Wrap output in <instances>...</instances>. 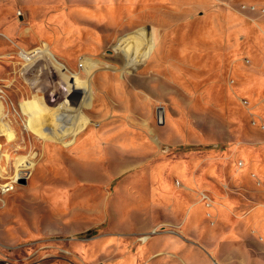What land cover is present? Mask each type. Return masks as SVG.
<instances>
[{"label": "rangeland", "instance_id": "obj_1", "mask_svg": "<svg viewBox=\"0 0 264 264\" xmlns=\"http://www.w3.org/2000/svg\"><path fill=\"white\" fill-rule=\"evenodd\" d=\"M8 183L0 264H264V0H0Z\"/></svg>", "mask_w": 264, "mask_h": 264}, {"label": "bare ground", "instance_id": "obj_2", "mask_svg": "<svg viewBox=\"0 0 264 264\" xmlns=\"http://www.w3.org/2000/svg\"><path fill=\"white\" fill-rule=\"evenodd\" d=\"M53 53L49 50V48L46 45H43V46H39V47H36V48L32 49L30 52H28V51H22L20 54H21L22 58H24L27 61L32 60L35 56H40V57H42V56L43 57L50 56V58H52L55 62L59 63L65 70H68L67 69V66H65L64 64H62V63H60V62L57 61V59L55 58V56L53 55ZM77 102H79V101H77ZM158 115L159 116H162V113L159 112ZM68 116L70 118V115L68 113L67 114H64L61 117V120L64 121ZM62 125H64V123ZM32 163L33 162L31 160H28L27 158L24 157L21 160V163H19V165L21 166V168H18L17 169L18 170V172H17L18 177H19V173H21L23 170H25L27 168H30L33 165ZM10 189H13V185H11V183H8V184L2 185L1 191L4 192V191L10 190Z\"/></svg>", "mask_w": 264, "mask_h": 264}, {"label": "crops", "instance_id": "obj_3", "mask_svg": "<svg viewBox=\"0 0 264 264\" xmlns=\"http://www.w3.org/2000/svg\"><path fill=\"white\" fill-rule=\"evenodd\" d=\"M194 184H196V185H199L202 181L199 179L198 180V178H196L195 180H193L192 181ZM203 202L201 201V200H197V201H195L192 205H191V207L190 208H193V207H195V206H198V208L200 209V210H203V207L205 208V206H203V204H202ZM189 208V209H190ZM189 211V210H188ZM195 219V216L193 217V220Z\"/></svg>", "mask_w": 264, "mask_h": 264}, {"label": "water", "instance_id": "obj_4", "mask_svg": "<svg viewBox=\"0 0 264 264\" xmlns=\"http://www.w3.org/2000/svg\"><path fill=\"white\" fill-rule=\"evenodd\" d=\"M18 179H19V181H20L21 183H25V178H24V177H19Z\"/></svg>", "mask_w": 264, "mask_h": 264}, {"label": "built area", "instance_id": "obj_5", "mask_svg": "<svg viewBox=\"0 0 264 264\" xmlns=\"http://www.w3.org/2000/svg\"><path fill=\"white\" fill-rule=\"evenodd\" d=\"M1 189H2V186H0V192H3V191H1Z\"/></svg>", "mask_w": 264, "mask_h": 264}]
</instances>
